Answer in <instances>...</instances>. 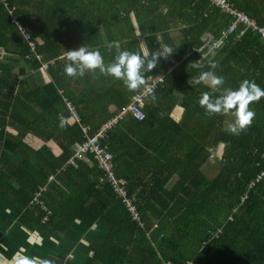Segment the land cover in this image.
<instances>
[{
    "label": "trees",
    "instance_id": "trees-1",
    "mask_svg": "<svg viewBox=\"0 0 264 264\" xmlns=\"http://www.w3.org/2000/svg\"><path fill=\"white\" fill-rule=\"evenodd\" d=\"M8 1V6H5L0 0V46L17 50L20 56L31 62L32 66L39 67L37 61H30L25 57L28 53V46L21 36L18 25L11 19L8 7L13 8L18 2ZM178 1L181 6L188 8L186 12L194 10L192 13L194 20L185 30L188 38L176 47L179 52L177 58L181 60L183 54L190 53L203 44L201 35L206 25L210 20L212 21V17L221 15L227 19L230 16L229 22L231 23L232 16L223 8L213 4L211 0ZM229 1L234 7L251 13L249 7L238 0ZM255 1L259 2V0ZM195 2L203 4L195 7ZM208 4L212 10L209 11V17L203 15ZM18 10H14L17 15ZM19 20H21L20 16ZM219 34L220 32L216 33L215 37ZM234 34L222 39L208 56L199 61L203 68L192 70L191 74L196 78L201 71L209 70V62H215L216 68L213 71L224 77V83L215 92L212 91V95H219L227 88H236L244 79L253 81L264 88V38L250 29L239 38H236ZM46 47L45 44L39 45L45 58H47ZM252 47H256L257 52L253 54L254 57L251 60L248 59L249 66L246 71L233 69L232 62L247 60L246 55ZM13 61L14 59L12 63ZM159 61L161 65L145 73V78L160 71L165 73L169 63H166L163 58ZM11 65L13 68V64ZM178 71H180L179 67L167 73L165 81L158 85L154 93L164 95L176 91L175 93L182 97L181 104L185 108V117L181 123L175 122L169 116H164L166 106L161 107L163 105H160L152 108L148 107L145 101L146 116L143 119H137L130 113L125 114L115 126L107 130L106 139L103 141L114 153L115 165L125 163L134 169L139 161L138 165L143 166L146 160L138 158L136 152L132 151L134 142L131 138L128 139L123 126L120 125L122 120L130 115L129 127H136L149 135L161 125H154L151 122L152 117L166 120V123L171 125L169 133L176 136V140L179 136L182 137L180 141L175 140L177 148L181 144L187 145L182 157L176 155L170 157L168 154L169 156L165 158L166 162L162 163L169 169L168 171L177 172L180 180L171 193L161 197V201L151 199L155 198V194L162 189V184L166 181L165 177L159 182L154 171L155 167L152 165L148 169L144 167L146 173L155 174L151 177L154 182L144 185L139 192H136L138 183H132L126 175L117 170L118 175L126 178V186L130 194H136L142 223L131 218L130 212L110 183L100 181L103 169L99 168L94 154H90L93 165L89 175L83 174L87 169L82 170L86 164L82 159L75 164L67 163L66 168L61 172L56 171V168L61 167L72 155V146L82 143L86 134L77 123L66 124L65 127H61L58 122L53 126L45 123L44 120L48 113H39L33 108L31 105L32 96H34L32 91H20L14 95L16 81L11 80V77H5L0 82V85L7 91L1 93L4 111L0 115V125L6 124L5 119L9 118L11 121L9 125L15 124L20 130L21 137L29 131H34L41 134L44 139L58 140L63 152L60 156L53 155L46 145L37 151L27 148L30 159L25 165L19 167L18 170L7 168V171L1 170L0 172V203L20 214L21 223L31 228L45 229L48 232L67 229L76 217L87 225L99 219L102 220L109 225L110 233L106 242L96 248L95 258L103 264H165L159 259V253L166 260H174L177 264H190L189 261L192 264H264V178L257 181L255 185H251L257 175L264 170V97L250 104L255 113L251 124L242 131L232 133L220 126L217 127V113H205L204 108L198 103L201 93L197 88L202 83L190 88L183 84L184 78L177 81ZM176 82L178 84L174 85ZM8 88H12L10 92ZM106 91L99 90L96 97L106 94ZM137 91L138 88L128 90L132 94ZM96 97L92 98V105ZM175 98L173 96L171 101ZM129 100L127 98L119 104L114 112L106 110V107L101 109V112L99 110L93 112L88 108L80 110L77 107L81 124L90 126L88 133H96L98 127L115 112L127 106ZM194 119L197 120L193 122ZM49 129L56 131L58 136L49 137L50 135L46 134ZM213 130L214 137L211 140L210 135ZM16 141L21 146L28 147L22 138H16ZM220 145L223 149L221 154L218 153ZM213 152L215 156L211 157ZM209 159L216 161L219 168L213 176H209L203 168ZM175 162L180 163L182 168L174 166ZM53 173H56L53 182L64 175L86 178L84 184L77 183V185L67 187L69 190V193H66L67 199L79 197L78 193L82 195L74 202L76 215L69 219L59 217L58 208L49 205L48 197L43 193L41 199L45 200L49 210L53 209V211L50 210L51 213L46 220L43 219L46 211L39 205L30 204L35 193L48 183L49 176ZM167 216L171 217L174 227L170 229L169 237L164 239L166 244L157 250L151 245L141 243L146 231L152 227L154 218L161 219Z\"/></svg>",
    "mask_w": 264,
    "mask_h": 264
},
{
    "label": "crops",
    "instance_id": "crops-1",
    "mask_svg": "<svg viewBox=\"0 0 264 264\" xmlns=\"http://www.w3.org/2000/svg\"><path fill=\"white\" fill-rule=\"evenodd\" d=\"M16 1L18 3L13 6V9L15 11L17 9L20 10H18V15L21 18L20 23L29 29L31 39L36 42L34 51L19 30L28 46V53L25 57H29L30 61H37L39 67L32 66L31 62L20 56L17 50L0 46V82L5 77H11V80H15L14 95L20 91L27 92L31 90L32 95H34H31L33 97L31 103L33 108L39 113H48L44 122L52 126L58 122L61 127H65L66 124L73 125L77 123L83 129V125H88L81 124V117L79 120L75 118L68 106V100L72 101L77 113V107L80 110L88 108L93 112L96 110L101 112V109L106 107V110L114 112L117 110V106L122 104L127 98L130 99V103L133 95L132 92H128L129 89L124 86L121 80L101 74L99 70L86 72L83 76L69 77L65 75L63 68L66 63L65 54L67 50L75 49L84 43L91 47L99 48L105 63H108L115 54V49L108 47L109 42L119 41L122 49L138 51V43L143 40L147 42L149 48L155 50L160 46V41L156 40L158 37L171 46L174 51L166 58H163L166 63H169L165 71L166 75L179 67L180 71L177 73V81L180 78H184L183 84L194 88L197 84L192 86L188 83L191 77L195 79L193 74H191L193 70L192 62L202 60L208 56L218 46L220 41L228 36L226 30L230 24V16L227 19L221 15L212 17V21L210 20L206 25V29L201 35L203 44L190 51V53L183 54L181 60H178L177 54L179 52L176 47H179L188 38L185 30L190 27V22L194 20L192 14L194 10L186 12L188 8L184 5L181 6L178 0ZM238 2L248 6L252 14L245 10L246 13L260 24H264V0H259V2L255 0H238ZM255 3L256 6L254 7ZM202 4V2L197 4L195 2V7L197 5L202 6ZM211 6L208 4L205 7L206 11L203 15L209 17V11H212L210 10ZM192 7H194V4H192ZM218 32H220L219 36L215 37ZM138 34L140 35L139 37ZM234 35L236 38L240 37L237 33ZM213 41H217V44L213 45ZM41 44L47 46L48 59L45 58L44 53L39 49ZM255 52H257V48L252 47L246 55L247 60H237V63L232 62L233 69L245 72L249 66V60L254 57L253 54ZM37 54H41L43 58H38ZM16 58L17 61L15 62ZM13 59L14 63H12ZM43 62L47 63L48 67H43ZM11 64H13V68ZM159 65H161V62L158 60L156 66ZM175 84L177 85L178 82ZM0 86V115H2L4 108L2 107L3 96L1 93L7 91L2 85ZM137 88L139 90L140 85ZM11 89L8 88L7 90L10 92ZM99 90L107 91L106 94H100L99 97H96V93ZM197 90L201 94L203 92L212 93V90L204 83L198 85ZM175 92H168L164 95L154 93L147 98L146 103H148V107L152 108L160 105H163L161 107L166 106L164 116H169L175 122L181 123L185 117V108L181 104L182 97ZM68 95L70 98H68ZM153 96L155 99L152 98ZM173 96L176 98L171 101ZM94 97L96 99L93 102L94 105H92V98ZM217 115V127L220 126L228 130L229 124L234 120L232 113H217ZM196 120L192 121L195 122ZM130 121L131 116L128 115L122 120L120 125L123 126L128 139L131 138L134 142L132 151L134 150L138 158H144L146 162L141 166L140 164L138 165L139 161H137L134 169L125 163H117L116 165L114 163L115 170L126 175L132 183H138L136 192H139L144 185H150L154 182L151 177L155 174L146 173L144 167H147V169L150 165L155 167L154 171L159 182L163 181L165 177L166 181L162 184V189L155 194V198L152 197L151 199L153 201H161V197L171 193V190L177 187L180 180V175L177 172L168 171L169 169L164 167L162 163L166 162L165 158L169 155L170 157H173V155L182 157L186 152L187 145L181 144L177 148L176 141H180L182 137L179 136L176 140V136L169 133L171 125H168L167 121L162 120L160 117H152L151 122L154 125H161L150 135L136 127L130 128ZM9 122L11 121L7 118L5 119L6 124L0 125V172L1 170L7 171V168L9 170H18L19 167L25 165L30 159L27 148L37 151L46 145L51 149L53 155L60 156L62 154L63 148L58 140L53 138L44 139L41 134L34 131H29L21 137L19 128L15 124L9 125ZM46 134L50 135L49 137L58 136L56 131L52 129L47 130ZM213 137L214 130L211 132L210 139L212 140ZM16 138H22L28 147L18 144ZM80 144L77 143L72 146L73 153L71 156L78 151ZM222 151L223 149L220 145L218 153L221 154ZM90 158V154L81 158L86 163L83 167L84 169L82 168L84 171L87 169L83 173L85 176L90 174V169L93 165ZM94 158L99 168H101L99 158L96 156ZM68 159L61 167L56 168L57 172H61L66 168ZM78 160L71 164H75ZM173 165L182 168L180 163L175 162ZM203 168L209 176H213L219 171L217 162L210 159L207 160ZM144 170L145 173L143 172ZM52 175L54 177L50 178ZM55 175L56 173H53L49 176V185L47 183L41 187L42 193L48 197L49 205L58 208L57 215L59 217L69 219V217L76 215L77 210L74 202L79 200L78 198L82 197V195L78 193L79 197L67 199L66 193H69L67 187H72L77 185V183L84 184L86 178L84 176L74 177L72 175L69 177L64 175L53 182ZM131 194L136 197L135 193ZM0 216L6 219H3V231L8 232L13 229L20 235L26 236L25 241H21L19 244L22 251L26 254L19 255L13 264H22L23 257H28L27 250H29V256L46 259L50 261V264H103L99 259L95 258V251L96 248L106 242L110 227L100 219L91 225H87L76 217L67 229L48 232L45 229L31 228L21 223L20 214L15 213L3 203H0ZM161 219L154 218L152 227L146 231L145 236L141 240V243L151 245L157 250L166 244L164 239L169 237L170 229L174 227L171 217L167 216ZM10 223L12 224L11 226ZM159 259L163 260L165 264H177L174 260L163 258L161 253H159ZM189 263L192 264L191 261Z\"/></svg>",
    "mask_w": 264,
    "mask_h": 264
},
{
    "label": "clouds",
    "instance_id": "clouds-1",
    "mask_svg": "<svg viewBox=\"0 0 264 264\" xmlns=\"http://www.w3.org/2000/svg\"><path fill=\"white\" fill-rule=\"evenodd\" d=\"M156 40L160 41L159 48L153 50L149 48L146 41L141 40L138 43V51L122 49L119 41H111L108 47L114 48L115 54L108 63H105L99 48L83 43L75 49L66 51V63L63 71L65 75L72 77L83 76L86 72L99 70L101 74L121 80L127 89L134 90L144 83L145 73H149L160 58H166L174 52L172 47L160 38L157 37ZM197 50L199 51V49ZM200 60L192 62V67L203 68ZM208 67L209 70L201 71L195 79L191 77L188 83L192 86L204 83L215 92L219 86L223 85L224 77L213 71L216 68L215 62H209ZM261 97H264V88L253 81L244 79L238 87L224 89L219 95L203 92L198 103L207 114L231 112L234 120L229 124L228 130L237 133L251 124L255 113L250 104ZM152 98L155 99L154 96ZM22 264H50V261L39 257H23Z\"/></svg>",
    "mask_w": 264,
    "mask_h": 264
},
{
    "label": "built area",
    "instance_id": "built-area-1",
    "mask_svg": "<svg viewBox=\"0 0 264 264\" xmlns=\"http://www.w3.org/2000/svg\"><path fill=\"white\" fill-rule=\"evenodd\" d=\"M1 1L5 4V6H8V0ZM211 2L223 8L232 16V21L226 30L227 35L237 33L241 36L248 29H250L264 38V24H260L256 19L249 16V14H247L244 10L234 7L229 0H211ZM8 9L11 13V19L16 22L19 27V30L21 31L25 39L28 41L29 46L32 48V50L35 51L36 42L31 39L29 29L20 23L19 17L14 12L13 8L8 7ZM216 44L217 41H213V45ZM37 56L40 59L43 58L41 54H37ZM44 66L48 67V64L43 62V67ZM165 77L166 73L164 72H159L147 76L144 80V83L140 85V89L132 95L130 103L125 106L122 110L118 111L108 121L103 123L96 133H88V125H83L82 127L85 131L86 138L80 144L78 151L68 159L69 161H67V163H74L76 159H81L89 154H94L97 158H99L101 168L104 171L103 176H101L100 178L101 181H108L110 183L115 193L121 198L122 202L127 207L128 211L130 212L131 218L139 223L142 222L140 218V212L137 206L136 197L130 194L126 186V179L117 174L114 168L115 155L108 149L107 144L103 141L106 139L107 130L115 126L125 114L130 113L137 119H143L146 116V112L144 110L146 98L155 92L159 84L165 81ZM67 103L75 118L79 120L80 115L79 113H77L74 105L69 100L67 101ZM214 156L215 153H211V157ZM53 177L54 175H52L50 178ZM262 178H264V170L257 175L256 179L252 181L251 185H255V183L257 181H260ZM41 196L42 189L36 192L30 204L33 206H41V208L46 211L43 217V219L46 220L51 211L47 208L44 201L41 199Z\"/></svg>",
    "mask_w": 264,
    "mask_h": 264
},
{
    "label": "rangeland",
    "instance_id": "rangeland-1",
    "mask_svg": "<svg viewBox=\"0 0 264 264\" xmlns=\"http://www.w3.org/2000/svg\"><path fill=\"white\" fill-rule=\"evenodd\" d=\"M3 219L6 220L0 216V264H13L19 255L26 254L19 245L21 241H25L26 236L20 235L13 229L8 232L3 231ZM11 223L10 226L12 225ZM27 255L32 257L29 256V250H27Z\"/></svg>",
    "mask_w": 264,
    "mask_h": 264
}]
</instances>
